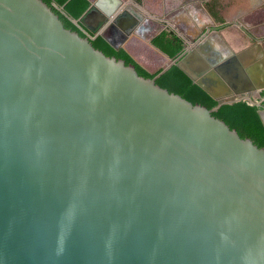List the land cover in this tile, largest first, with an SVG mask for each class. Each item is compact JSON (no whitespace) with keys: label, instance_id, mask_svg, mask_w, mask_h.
<instances>
[{"label":"water","instance_id":"1","mask_svg":"<svg viewBox=\"0 0 264 264\" xmlns=\"http://www.w3.org/2000/svg\"><path fill=\"white\" fill-rule=\"evenodd\" d=\"M119 9L92 0L84 38L42 0H0V264H264V148L212 115L243 98L187 40L152 79L96 49L120 48L100 30ZM175 63L219 104L158 86Z\"/></svg>","mask_w":264,"mask_h":264},{"label":"crops","instance_id":"2","mask_svg":"<svg viewBox=\"0 0 264 264\" xmlns=\"http://www.w3.org/2000/svg\"><path fill=\"white\" fill-rule=\"evenodd\" d=\"M113 1H119V10L129 11L120 17V25L100 29L115 45L125 43L124 32L149 43L165 27L173 29L200 57L193 65L209 64L215 71L207 78L216 92L264 108V0H102V5L111 7ZM88 21L96 26L97 16ZM236 62L242 66L238 70ZM226 77L231 79L227 88L218 80Z\"/></svg>","mask_w":264,"mask_h":264},{"label":"trees","instance_id":"3","mask_svg":"<svg viewBox=\"0 0 264 264\" xmlns=\"http://www.w3.org/2000/svg\"><path fill=\"white\" fill-rule=\"evenodd\" d=\"M59 16L66 28L88 38L71 18H79L91 5L92 0H42ZM141 1V0H140ZM55 4L64 5L65 12ZM92 45L109 57L123 60L126 65L135 67L138 74L147 79L154 78L164 70L165 55L172 59L181 55L185 41L181 35L172 29H162L154 35L152 44L137 37H132L125 47L115 48L103 36L98 35L90 39ZM156 84L171 93L178 94L194 105L213 109L219 104L205 88L194 82L188 73L177 63L171 65L156 79ZM263 105V104H262ZM261 105L253 104L248 99L224 103L212 115L221 119L242 138H250L254 143L264 148V122L260 114Z\"/></svg>","mask_w":264,"mask_h":264},{"label":"flooded vegetation","instance_id":"4","mask_svg":"<svg viewBox=\"0 0 264 264\" xmlns=\"http://www.w3.org/2000/svg\"><path fill=\"white\" fill-rule=\"evenodd\" d=\"M138 2H141L140 0H137ZM145 28V30H147L148 29V27H144ZM164 29H170V28H164ZM173 30V29H172ZM147 31H149V29L147 30ZM129 32H132V29L131 30H129ZM136 33V32H135ZM132 35L133 36H131V34L130 33H126V32H124V38H126V40H125V43H122L121 45H118V46H120V47H125L126 46V44H127V42L132 38V37H137V35L136 34H134V33H132ZM153 38H154V36H153ZM237 97V96H236ZM239 97H241V96H239ZM243 98V97H242Z\"/></svg>","mask_w":264,"mask_h":264},{"label":"built area","instance_id":"5","mask_svg":"<svg viewBox=\"0 0 264 264\" xmlns=\"http://www.w3.org/2000/svg\"><path fill=\"white\" fill-rule=\"evenodd\" d=\"M244 99V98H243Z\"/></svg>","mask_w":264,"mask_h":264}]
</instances>
